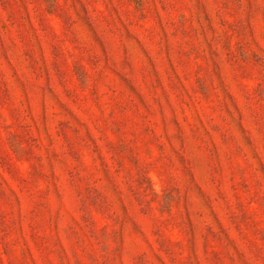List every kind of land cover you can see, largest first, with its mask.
I'll return each mask as SVG.
<instances>
[{"label": "rangeland", "instance_id": "374dc122", "mask_svg": "<svg viewBox=\"0 0 264 264\" xmlns=\"http://www.w3.org/2000/svg\"><path fill=\"white\" fill-rule=\"evenodd\" d=\"M0 264H264V0H0Z\"/></svg>", "mask_w": 264, "mask_h": 264}]
</instances>
